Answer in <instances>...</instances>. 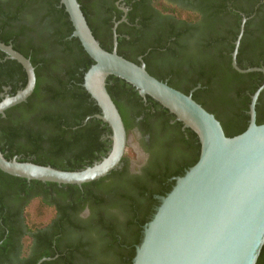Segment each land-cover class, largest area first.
<instances>
[{
    "label": "trees",
    "instance_id": "trees-1",
    "mask_svg": "<svg viewBox=\"0 0 264 264\" xmlns=\"http://www.w3.org/2000/svg\"><path fill=\"white\" fill-rule=\"evenodd\" d=\"M78 1L95 37L103 48L113 51L111 30L106 26V34H102L88 16L86 1ZM125 1L132 8L128 19L133 22L140 15L141 1ZM194 1L198 2V10L207 18L206 26L200 28L201 32L198 33L195 26L185 22L181 27L176 23L170 24L163 28L160 35L167 41L176 38L175 43L182 37H200L186 59V64H191L189 75L173 76L166 81L171 70L152 68L148 56H143V60L153 76L186 94H190L191 89L201 82L202 88L192 93L193 98L213 113L210 108L224 101L232 90H241L240 84L254 93L264 82L263 72L242 73L232 66L234 42L241 30L243 17H247L237 57L238 65L242 69L264 67V0ZM142 11L145 12L143 8ZM183 11L188 10L177 8L179 21L195 18L189 11L183 17ZM148 22V15H143L142 25ZM0 25V41L13 45L29 57L37 76L36 88L27 101L6 110L5 117L0 115V147L6 158L12 159L14 154H19L20 161L51 165L62 170H80L102 160L111 149L112 141L106 135L111 134L112 130L107 122L96 117L101 114V108L83 86L85 74L95 61L80 39L73 35L74 26L65 5L61 0H9L6 3L0 0ZM161 42L156 41L157 47L163 46ZM145 50V44L128 48L122 47V44L118 46L120 55L138 64L141 63L138 56L144 55ZM198 54L203 59H199ZM161 58L165 59L163 56ZM201 60L203 70L197 74L196 63L200 64ZM27 81L24 66L15 59L6 58V53L0 50V101L5 86L10 88V95H15L25 87ZM107 88L120 112L121 100L138 102L141 99L139 91L132 84L114 75L107 79ZM208 90H211L210 104L203 100V93ZM263 94L264 90L257 105L258 124H264ZM147 99L154 107L162 108L160 112L165 117L159 115L162 118L159 128L163 141L154 151L158 156L144 168L142 176L128 175L126 158L122 168L82 187L28 181L0 169V229L3 231V235H0V241H3L0 244V264H37L41 256L52 257L41 264H133L137 246L142 242L144 226L156 212L153 203L160 205L155 196L169 193L176 181L168 183V178L184 175L198 162L201 154L197 133L191 128H184V124L153 97L147 95ZM249 101L248 97L247 109ZM238 117L230 122L217 117L228 137H234L248 128L249 114L242 113ZM171 120L174 123L170 124ZM125 123L129 133L132 127L127 121ZM110 177H113L111 182H104ZM103 187L114 189L115 195L122 200L124 205L116 207L119 206L127 216L125 221L108 216L105 208L108 205H95L102 209L96 211L95 218L88 225H74L80 233L86 231L88 239L80 235L69 243L68 248L59 252L53 249L44 251L31 259L17 261L7 254L10 250L7 247L8 238L4 239V235L9 229L8 237L11 238V224L18 220L7 205L11 197L25 192L27 197L21 205H29L31 198L40 194L47 196L51 189L67 197L82 196L84 200L95 203L109 202L110 198L101 197L100 188ZM51 204L54 201L48 199L38 203L42 205L38 208L39 213L44 214V206ZM88 246L91 248L88 249ZM57 253L60 255L53 258ZM257 264H264V247Z\"/></svg>",
    "mask_w": 264,
    "mask_h": 264
},
{
    "label": "water",
    "instance_id": "water-1",
    "mask_svg": "<svg viewBox=\"0 0 264 264\" xmlns=\"http://www.w3.org/2000/svg\"><path fill=\"white\" fill-rule=\"evenodd\" d=\"M78 37L95 63L86 72L84 86L102 112L96 117L112 128V148L107 156L80 170H62L51 165L8 159L0 147V169L28 181L58 184L85 183L107 176L121 165L128 146L123 117L113 100L107 79L117 76L132 84L141 95H150L173 113L184 127L195 131L201 142L198 162L176 177L173 189L160 196L161 203L143 229L133 264H257L264 247V124L257 123L256 105L264 83L252 96L248 128L228 137L220 120L202 104L153 76L144 60L138 64L115 49L108 51L95 37L78 0H61ZM241 32L235 42L233 66L237 63ZM116 36V34H115ZM0 50L20 62L28 75L25 87L0 101V115L27 101L37 76L31 59L13 45L0 41ZM51 257L40 259L41 264Z\"/></svg>",
    "mask_w": 264,
    "mask_h": 264
},
{
    "label": "flooded vegetation",
    "instance_id": "flooded-vegetation-1",
    "mask_svg": "<svg viewBox=\"0 0 264 264\" xmlns=\"http://www.w3.org/2000/svg\"><path fill=\"white\" fill-rule=\"evenodd\" d=\"M7 1L9 0H1L2 3H6ZM85 1L89 6L88 16L100 29V32L102 34H106V26L111 30L110 37L112 38L113 50L115 49V40H117V52L118 46L120 44H122V47L124 48L145 44V53L144 55H139L138 60L141 62V58L143 59V56H148L152 68L156 70H171V73L166 78V81H169V79L173 76L187 77L189 75V68L191 67V64H186V59L190 57L189 51L192 53L194 45H197L199 43L198 40H200V37L196 35L191 38L182 37L178 39L177 43H175L174 41L176 40V38H172L171 40L169 39L167 41L165 37L160 35L162 34L163 28L170 26V24L176 23L178 27H181L183 24H185V22H187V24L191 26H195L198 33H200V28L206 26L205 22L207 21V18L202 12L198 10V2H195L194 0H134V2L141 1L142 7H140L139 9L140 15H137V17L132 22L128 19L129 12L132 8L127 5L125 0ZM178 7H183L184 9L188 10L195 15V18H192L189 21L185 19L179 21L177 12ZM142 8L145 12L142 11ZM141 15H148L149 17V22L145 26L141 23ZM244 18H246L247 21V17H243V19ZM157 40L162 41L161 43H163V46L157 47ZM132 42L134 43L132 44ZM187 47H189L188 51L186 50ZM198 55L199 59H203V56H201L200 54ZM162 56L165 59L161 58ZM6 58H9L7 54ZM202 64V60L200 61V64L196 63V69L198 71H196L197 74L202 72ZM233 68L236 69L234 66ZM236 70L239 71L238 69ZM240 85L241 90H232L231 92H229L227 98H225L224 101L221 100L217 104V106L214 105V107L210 108L212 111H214L213 114H215L219 119L221 118L220 120H224L226 122L234 121L237 120L239 118L238 116H240L242 113H248L250 116L252 96L257 90L254 93H251L249 88H247L243 84ZM200 88H202L201 82L193 87L190 93H193ZM9 89L10 88L6 86L3 88V92L1 93L2 99L6 95H10L8 92ZM213 95H215L214 92ZM139 96L141 97V99H139L138 102H132L129 99H123L120 101V107L122 109L120 113H122V117L124 116L125 118L124 123L127 121L128 124H130L132 127L129 133L127 132L129 140L128 146H131L130 142L132 140L136 143L135 155L130 156L125 153L124 156V158L128 160L127 169L129 176L143 175L144 168L154 162L155 158L158 156L154 151L158 150V143H161L163 141V133L159 128L160 121L162 120L159 115L161 114L160 109L162 108H156L152 104H150V102H148L147 95L143 96L139 93ZM210 96L211 90L205 91L203 93V100L208 101V104L211 103L209 99ZM260 96L257 105L260 103ZM248 97L250 98V101L248 103L249 109L245 107ZM262 101L264 105V94L262 97ZM116 105L118 107V104ZM5 116L6 112L3 117ZM162 116L163 118L165 117L164 115ZM172 123H174V120L170 121V124ZM112 134L113 132L106 135V137H108L111 141ZM13 158H17L20 160L21 155L14 154L12 159ZM124 158L122 159L121 165L116 169L122 168L125 165ZM108 175H110V173ZM176 177L178 176H170L168 178V183H171L174 180L176 181ZM112 180L113 177H110L107 178L104 182H111ZM100 190V193L102 195L101 197L110 198L109 202L95 203L91 200H84L82 196L67 197L55 191H51V189L48 191L49 195L47 196L40 194L31 198V204L29 205H21L27 197L25 192L11 197L7 202V205L10 206L12 214L17 215L18 220L11 224V238L8 237V234L10 233L9 229H6V233L4 235V239L8 238L7 247L10 250L7 254L17 261L31 259L37 257L44 251L53 249L55 252H59V250L63 248H68L69 243L74 242L80 235H85V239H88L89 237L85 233L86 231L84 233H80V231L76 229L74 225H88L95 218L96 211L102 209L101 206L96 207L95 205H108L105 207L107 210L106 214L108 216H113L116 218L118 217L119 220L125 221L127 216L125 215V217L124 215H119L117 213V209L119 208V206L116 207V205L124 204L122 200L115 195V190H110L108 189V187L100 188ZM160 196L163 195H156L155 197L161 203V200L159 198ZM45 199L54 201V204L44 206V214H41L38 211V208L42 205H35L33 210L30 208L33 203L36 202L38 204ZM153 205V208L156 210L158 205L157 202H154ZM47 209H49V216L47 217V219H30L32 216L38 217L41 215H45V213L46 215H48ZM0 235H3V231L1 229ZM2 242L3 241H0V244ZM87 248L89 249L91 248V246H88ZM91 251L93 250L91 249ZM59 255L60 254L57 253L53 258H56ZM44 257L46 256H41V259Z\"/></svg>",
    "mask_w": 264,
    "mask_h": 264
},
{
    "label": "rangeland",
    "instance_id": "rangeland-1",
    "mask_svg": "<svg viewBox=\"0 0 264 264\" xmlns=\"http://www.w3.org/2000/svg\"><path fill=\"white\" fill-rule=\"evenodd\" d=\"M182 14H183V17H186L188 15V11H183ZM190 14H192V13L190 12ZM130 143H131V146L127 147L126 154H128L130 156H134L135 155V150H136V143L133 140ZM35 205H38V204L35 202V203L32 204V206L30 208L33 210ZM47 210H48V215H46V213H45V215H41V216H38V217L32 216L31 219H47V217L49 216V209H47ZM117 211H118L117 213L119 215L121 214V215L125 216V214H124V212H123V210L121 208H118Z\"/></svg>",
    "mask_w": 264,
    "mask_h": 264
}]
</instances>
